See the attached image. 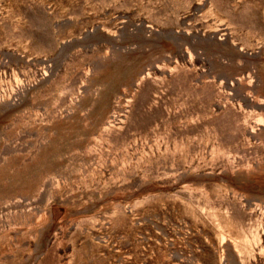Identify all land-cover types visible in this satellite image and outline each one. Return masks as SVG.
Returning a JSON list of instances; mask_svg holds the SVG:
<instances>
[{"label":"rangeland","instance_id":"obj_1","mask_svg":"<svg viewBox=\"0 0 264 264\" xmlns=\"http://www.w3.org/2000/svg\"><path fill=\"white\" fill-rule=\"evenodd\" d=\"M0 264H264V0H0Z\"/></svg>","mask_w":264,"mask_h":264},{"label":"bare ground","instance_id":"obj_2","mask_svg":"<svg viewBox=\"0 0 264 264\" xmlns=\"http://www.w3.org/2000/svg\"><path fill=\"white\" fill-rule=\"evenodd\" d=\"M215 214H216V213H215ZM252 232H254V231H252ZM221 235H223V234H221ZM223 236H224V235H223ZM259 238H260V237H259L258 234H255V235H254V239H259ZM240 240H241V239H240ZM240 240H238V241H240ZM242 240H243V239H242ZM238 241H236V247L240 250V252H242L243 247H241V245H240L242 241H241V242H238ZM244 241H245V240H244ZM244 241H243V243H244ZM247 241H248V240H247ZM254 241H255V240H254ZM248 242H249V241H248ZM248 242H246V244L244 243V244H245V245H244V246H245V247H244V250L247 251V254L250 253V252L252 251V248L250 247L251 244H250V242H249V243H248ZM239 243H240V244H239ZM245 251H244V252H245ZM262 251H263V250H262ZM245 253H246V252H245Z\"/></svg>","mask_w":264,"mask_h":264}]
</instances>
